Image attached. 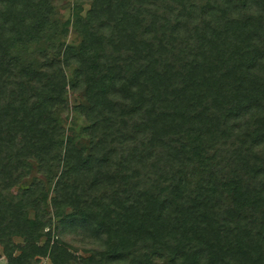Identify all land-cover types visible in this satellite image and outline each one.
Here are the masks:
<instances>
[{"label":"trees","instance_id":"16d2710c","mask_svg":"<svg viewBox=\"0 0 264 264\" xmlns=\"http://www.w3.org/2000/svg\"><path fill=\"white\" fill-rule=\"evenodd\" d=\"M43 4L0 0L5 264H264V0H95L77 46L18 62ZM69 83L87 124L58 141ZM32 159L49 209L7 192Z\"/></svg>","mask_w":264,"mask_h":264},{"label":"rangeland","instance_id":"374dc122","mask_svg":"<svg viewBox=\"0 0 264 264\" xmlns=\"http://www.w3.org/2000/svg\"><path fill=\"white\" fill-rule=\"evenodd\" d=\"M43 2L44 4L39 10L42 25L37 28L36 35L25 41H18L10 48L14 58L18 62L22 63L32 58L41 62L43 56L51 59L53 57V46L58 41L64 42L67 45L77 46L82 39V34L75 28L74 16L87 20L88 12L92 8L93 2L95 3V0H43ZM43 20L47 22L43 23ZM63 24H65L64 33L59 34L58 29H61ZM55 60L60 63L59 68L61 72L68 79L72 80L71 75L74 72V66L60 62V58L58 57ZM79 103H81L80 94L69 83L64 93L63 105H56L50 109V118L56 120L62 129V134L56 140L63 141L68 136H81V130L87 123L84 120L83 114L78 110ZM34 180L45 184L46 188L49 187V190H47L49 209V199L50 195H52L50 191L51 185H47L50 182L37 171V160L35 159L26 162L25 174L7 192L12 194L31 184ZM29 214L31 215L32 212L29 211ZM82 247V244H77L76 248H79L77 254H83L80 251ZM0 264H5L3 256H0ZM38 264H48V260L40 258Z\"/></svg>","mask_w":264,"mask_h":264}]
</instances>
